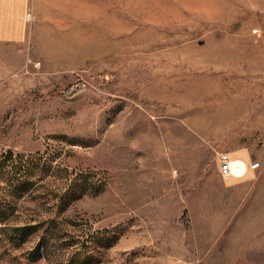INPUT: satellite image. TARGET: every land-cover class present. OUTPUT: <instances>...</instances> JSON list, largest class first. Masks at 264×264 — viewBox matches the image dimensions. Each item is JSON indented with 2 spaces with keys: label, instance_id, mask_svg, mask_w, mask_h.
Segmentation results:
<instances>
[{
  "label": "rangeland",
  "instance_id": "1",
  "mask_svg": "<svg viewBox=\"0 0 264 264\" xmlns=\"http://www.w3.org/2000/svg\"><path fill=\"white\" fill-rule=\"evenodd\" d=\"M0 1L1 215L58 226L0 264H264V0Z\"/></svg>",
  "mask_w": 264,
  "mask_h": 264
},
{
  "label": "trees",
  "instance_id": "2",
  "mask_svg": "<svg viewBox=\"0 0 264 264\" xmlns=\"http://www.w3.org/2000/svg\"><path fill=\"white\" fill-rule=\"evenodd\" d=\"M34 160L36 159L30 158V156L27 158L24 156L17 158L14 156V152L9 150L3 159L0 158V181L5 182L8 186H12L15 192L21 195L25 194L33 184L31 183L32 169L36 170V168H40L42 170L40 163ZM59 195V199L54 204L55 213L57 214L63 212L69 202L78 199L81 194L77 190L62 187L59 190ZM2 212L3 210L0 209V233L8 231L10 234H13L12 236L10 235V238L16 246L26 242L37 241L36 247L31 252L34 254L39 253L38 257L50 250V239L58 226H48L43 229L39 224L31 221L11 223V221H5L6 218L1 215ZM57 216L53 217V220Z\"/></svg>",
  "mask_w": 264,
  "mask_h": 264
},
{
  "label": "built area",
  "instance_id": "3",
  "mask_svg": "<svg viewBox=\"0 0 264 264\" xmlns=\"http://www.w3.org/2000/svg\"><path fill=\"white\" fill-rule=\"evenodd\" d=\"M31 12L26 15V20H33ZM218 163L221 174L224 177L242 179L249 171L248 162L242 157H236L226 150L218 151Z\"/></svg>",
  "mask_w": 264,
  "mask_h": 264
},
{
  "label": "crops",
  "instance_id": "4",
  "mask_svg": "<svg viewBox=\"0 0 264 264\" xmlns=\"http://www.w3.org/2000/svg\"><path fill=\"white\" fill-rule=\"evenodd\" d=\"M5 1H3L4 3ZM5 5L2 4V2L0 1V13H6L5 11ZM11 31L6 30L5 28H0V34L6 33V34H13L10 33Z\"/></svg>",
  "mask_w": 264,
  "mask_h": 264
}]
</instances>
